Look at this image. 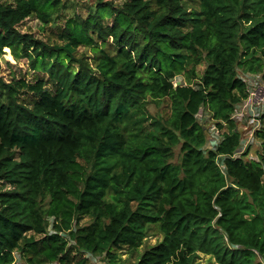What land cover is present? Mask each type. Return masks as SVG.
Returning <instances> with one entry per match:
<instances>
[{
    "label": "trees",
    "instance_id": "trees-1",
    "mask_svg": "<svg viewBox=\"0 0 264 264\" xmlns=\"http://www.w3.org/2000/svg\"><path fill=\"white\" fill-rule=\"evenodd\" d=\"M91 1L49 45L18 26L54 21L59 0H0V58L43 74L0 78V264L113 260L152 226L162 238L134 264H264V127L244 161L231 119L246 96L237 69L264 78V0ZM161 99L165 119L147 111ZM200 109L225 128L214 151Z\"/></svg>",
    "mask_w": 264,
    "mask_h": 264
},
{
    "label": "rangeland",
    "instance_id": "rangeland-1",
    "mask_svg": "<svg viewBox=\"0 0 264 264\" xmlns=\"http://www.w3.org/2000/svg\"><path fill=\"white\" fill-rule=\"evenodd\" d=\"M115 5L120 4L123 0H111ZM60 10L56 16H54V21L43 24L39 19L35 18L33 15L27 18L24 22H22L18 26V30L21 33H26L32 35L35 39L41 40L47 44L51 45H60L61 41L59 40V34L62 30V27L66 20L75 15H80L82 17L86 16L88 6L92 4L91 0H59ZM186 8L194 9L196 8V4L194 3H186ZM4 54L0 58V78L4 81H10L11 79H24L26 81L32 82L38 76H43L42 73L36 72L32 70L25 60L21 59L19 61H15L13 56L11 55L8 49L3 50ZM77 55H85L88 58L92 57V52L84 47H79L77 51ZM204 68V64L199 65L196 68L198 74H201ZM237 73L239 75L243 74L241 69H237ZM264 80V79H263ZM183 82V76H177L174 80L173 85L176 86L179 83ZM148 113L157 118V119H165L168 117L170 113L169 101L167 99H161L157 102L149 101L147 104ZM201 117L198 118V122L202 125L206 132L207 142L205 147L209 149V132L211 133V129L215 125L214 121L210 118L209 114L202 109ZM264 127V115L260 118V129ZM225 131V128H223ZM238 130L242 132V128L239 126ZM254 146V148H251ZM250 146V151L248 149L241 150L243 153L240 155L244 161L258 160V155L261 151V143L260 140L256 138L254 140V144ZM179 161V153L178 148H175L173 151V158L171 162L173 164ZM264 165V163H262ZM264 179V178H263ZM5 189V187H0V190ZM50 222V220H48ZM88 222V219H84L81 222V225H85ZM48 229V228H47ZM46 229V234H47ZM41 238V237H40ZM162 238L161 233L155 226H152L148 231L146 238L144 239L142 245L134 250H128L123 248L119 251H115L116 257L115 259H108L105 256L102 257H93L87 256L88 262L87 264H134L138 258L141 256L142 252L160 241ZM70 238L67 237V240ZM257 261L262 260L260 258ZM20 264L21 261L18 257L16 262ZM55 264V263H52ZM195 264H216L212 258L207 255L198 254L197 259L195 260Z\"/></svg>",
    "mask_w": 264,
    "mask_h": 264
},
{
    "label": "built area",
    "instance_id": "built-area-1",
    "mask_svg": "<svg viewBox=\"0 0 264 264\" xmlns=\"http://www.w3.org/2000/svg\"><path fill=\"white\" fill-rule=\"evenodd\" d=\"M239 80L245 85L246 96L245 98L235 105L231 119L236 124V129L240 133V142L234 152L233 156L237 158H242L240 155L243 153L241 150L248 149L250 151V146L254 144L257 132L260 131V118L264 115V78L260 73H243L238 74ZM176 78H174L175 80ZM173 80V83H174ZM181 84V83H179ZM202 109L197 114V119L200 118ZM239 126L242 128V132L238 130ZM223 129H219L216 125L209 132V149L207 150H216L217 146L221 143L223 139ZM207 142V138H206ZM251 148H254L252 146ZM224 156H218L216 158V164L224 173ZM263 175L262 180L264 182V165H262ZM50 219V223H51ZM54 232L49 226L47 229L46 235H51ZM60 236L64 234L59 233ZM91 256V255H87ZM16 262L18 260V255L15 254Z\"/></svg>",
    "mask_w": 264,
    "mask_h": 264
}]
</instances>
